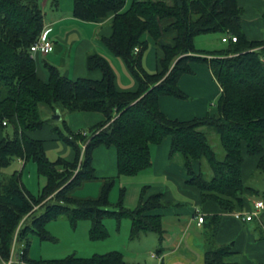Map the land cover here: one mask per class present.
<instances>
[{"label":"trees","instance_id":"obj_1","mask_svg":"<svg viewBox=\"0 0 264 264\" xmlns=\"http://www.w3.org/2000/svg\"><path fill=\"white\" fill-rule=\"evenodd\" d=\"M41 0H0V129L12 126V135L0 137V169L15 158L33 160L38 174L46 178L39 195L23 184L22 171L9 176L0 173V259L10 264H135L121 251L89 257L34 259L30 256L31 234L41 240H54L48 231L50 221L66 216L73 226L90 220V237L105 239L109 231L105 218L131 220V238L149 231L164 239L163 217L152 213L171 204L163 192L146 196L143 186L138 204L128 207L127 186H120L117 202L111 192L122 175L133 176L150 168L152 145L171 137L170 156L183 157L188 178L185 184L195 188L201 201L217 204L222 212L243 210L247 198L257 190L246 184L247 158L257 159L264 168V39H250L243 27V8L238 0H74L73 15L84 21H97L114 13L112 33L103 42L121 57L137 82L134 90H120L109 61L93 52L87 56L90 70L102 71L100 79H72L47 63L49 77L37 71L30 46L44 28ZM59 0H53L57 5ZM229 32L227 48L208 51L196 47L198 35ZM145 33L156 41L158 69L148 70L144 56L149 48ZM173 35L169 41L166 35ZM136 47L139 50L136 51ZM206 62L222 91L215 106L219 116L207 114L189 120L169 117L159 105L160 97L171 95L186 99L178 81L193 73L191 64ZM53 114L60 112L63 128L52 127L58 139L74 151L69 160H51L45 140L31 134L47 125L40 104ZM98 111L105 119L87 130H73L65 114ZM218 134L226 154L220 159L209 141V131ZM105 145L117 149L118 175L103 178L96 197H78L74 192L85 182L98 179L93 164L94 151ZM206 159L212 177L193 167L195 160ZM43 208L41 213L38 209ZM221 213L208 217L204 230L205 264H236L226 261L234 253V243H218L216 236ZM21 251L12 260L14 245ZM162 248L158 250L161 252Z\"/></svg>","mask_w":264,"mask_h":264},{"label":"crops","instance_id":"obj_2","mask_svg":"<svg viewBox=\"0 0 264 264\" xmlns=\"http://www.w3.org/2000/svg\"><path fill=\"white\" fill-rule=\"evenodd\" d=\"M255 4H264V0H252ZM132 0H127L125 9L131 5ZM239 3V0H238ZM42 10L44 12V26L50 28L48 36L54 41L55 47L51 53L54 55L45 62L57 66L61 72L72 79L79 77H88L100 79L102 71L99 69L90 70L87 65V56L96 52L105 57L112 66L116 75V85L120 90H134L137 88V82L134 76L128 70L124 60L108 51V47L103 42V37H108L112 33L111 22L114 13L97 21H84L73 15L74 0H59L54 5L53 0H41ZM240 6V5H239ZM52 11L47 15L46 10ZM48 16V17H47ZM244 30L250 39H264V20H255L250 23L242 19ZM167 40H171L173 35H166ZM143 40H148L149 51L144 56V65L150 71L158 69L157 55L160 53L156 41L145 33ZM51 53L35 56L37 71L41 78L47 80L49 77L48 69H44L41 64V55L49 56ZM193 73L183 74L178 86L187 95L188 98L181 99L171 95L160 97V108L171 118L180 120H189L194 117H202L210 114L219 116L218 109L212 108L214 101L221 94L222 88L219 82L214 78L210 66L206 62H194L191 64ZM47 68V67H46ZM119 72V73H118ZM103 113L98 111H76L68 115V124L73 130H83L86 125H95L104 120ZM50 128L45 125L43 129L33 132L31 135L35 138L45 140L46 131ZM0 129V137L3 136ZM52 141H57L58 137L52 132L49 134ZM171 137L156 146V155L150 169L141 171L133 175V179L140 176H152L142 179L140 182L141 190L147 186L146 196L163 192L166 198L174 203L173 207L162 208L152 211V213L161 214L163 217L164 239L162 251L158 254L161 261L159 264H205L204 260V230L208 226V217L213 213H221L222 219L217 232L218 243H234V253L226 258V261L236 264H264V208H262L257 217L250 221H243L234 216V212H222L220 207L213 202L201 201L199 192L185 184L188 177L187 169L184 166L180 155H176L174 160L168 163V157L171 149ZM59 147V144L55 142ZM72 149V148H71ZM69 151V150H68ZM59 152L67 154V159L74 158L73 149L67 152V148L60 149ZM93 164L96 168L98 179L85 182L78 188L74 194L78 197H96L100 193L103 178L117 176V149L114 146H99L93 154ZM25 167L26 161L19 159ZM198 160L193 162V167H197ZM257 159L247 158L244 168L256 166ZM153 169V172H149ZM3 169H0L2 174ZM126 176V175H123ZM101 181L98 186V193L91 195H81L79 191L89 183ZM123 186V185H122ZM125 186V185H124ZM140 190V193H141ZM128 194V191H127ZM257 197H254V196ZM140 194L138 197V201ZM127 200V195L125 202ZM263 200L264 195H250L247 198L244 210L254 209V201ZM196 209L205 216V221L199 224Z\"/></svg>","mask_w":264,"mask_h":264},{"label":"rangeland","instance_id":"obj_3","mask_svg":"<svg viewBox=\"0 0 264 264\" xmlns=\"http://www.w3.org/2000/svg\"><path fill=\"white\" fill-rule=\"evenodd\" d=\"M170 2L171 0H164ZM70 2V0H68ZM252 0H239V5L243 8V20L248 23L255 20H264V4H255ZM50 8H47V15L51 14ZM48 17V16H47ZM228 37V32H211L206 34L198 35L195 38L196 47L199 49H205L208 51L220 50L227 48L230 42H224L223 37ZM264 37V36H263ZM150 49L148 48L145 52V57ZM108 51L113 56L114 53L108 48ZM54 55L51 53L49 56L41 55V64L44 69L45 62ZM119 73V72H118ZM72 78V76H71ZM218 98L214 101L212 108L217 109L215 103ZM40 110L42 117L46 119L47 126L50 128L45 136L46 141V152L51 160H56L58 157H67V154H61L59 148H67V152L71 149L65 142L58 139L57 141H52L49 138L52 127L59 126L63 128L62 118H55V114L51 112L49 107L42 103L40 104ZM68 115L65 114V117ZM90 125H86L83 130H87ZM12 126L8 125L4 127L3 135H12ZM209 141L213 149L217 153L220 159L225 157V150L221 145L220 138L216 132L213 130L209 131ZM55 142L59 144V147L55 145ZM156 146L152 145V160L155 159ZM69 150V151H68ZM175 154L168 157V163L174 160ZM183 160V157L180 155ZM184 163V160H183ZM185 166V165H184ZM152 167V166H151ZM150 167V168H151ZM197 167L201 170L207 179L212 177V170L206 159L198 161ZM148 168V169H150ZM2 176H9L15 171H22V182L25 187L33 194L39 195L41 189L46 183V178L38 174L37 164L33 160L26 161L24 167L23 163L19 159L15 158L8 166L2 168ZM147 169V170H148ZM149 172H153V169ZM244 179L247 185L255 188L259 196L264 195V168L256 166H247L244 168ZM152 176H140L138 179H133L132 176H121L119 181L114 186L111 192V201L117 202L119 198V188L122 185L127 186L128 194L126 205L128 207H135L138 204V197L140 194L141 187L140 182L142 179H146ZM188 178V177H187ZM101 181L89 183L86 187L81 189L78 193L81 195H91L98 193V186ZM254 197H257L256 195ZM174 203H171L165 208L173 207ZM43 208L38 209V213H41ZM107 229L109 231V236L105 239L93 240L90 237V220H80L76 226H73L70 220L66 216H61L56 220L50 221L47 225L48 231L55 237L54 240H41L37 234H31V247L30 256L34 259H53V258H64L71 254H76L78 256L89 257L94 254H104L110 251H121L124 254V258L135 264H159L158 259L152 257V253H158V250L164 247V244L160 242L159 235L155 232L149 231L148 233H142L138 238H131V220L129 218H123L120 222L115 218H105L104 220ZM21 251V245L16 243L14 245L12 260L17 262V255ZM18 263V262H17ZM0 264H8L0 259Z\"/></svg>","mask_w":264,"mask_h":264},{"label":"built area","instance_id":"obj_4","mask_svg":"<svg viewBox=\"0 0 264 264\" xmlns=\"http://www.w3.org/2000/svg\"><path fill=\"white\" fill-rule=\"evenodd\" d=\"M50 32V28L44 26L42 29L39 37L37 40L30 46L31 54L35 57L37 54H49L54 50L55 43L54 41L48 36V33ZM228 37H223L222 40L224 42H228L230 39L233 41H236L237 37L229 33ZM139 50V47H136V51ZM264 208V201L263 200H256L254 201V209L251 211L246 210H235L234 216L237 219L243 220V221H250L254 217H257L259 215L260 210ZM196 215L199 224H202L205 221V216L200 213L199 209H196ZM152 257L157 258L158 261H161L160 256L157 253H152ZM10 264V262L8 263Z\"/></svg>","mask_w":264,"mask_h":264},{"label":"water","instance_id":"obj_5","mask_svg":"<svg viewBox=\"0 0 264 264\" xmlns=\"http://www.w3.org/2000/svg\"><path fill=\"white\" fill-rule=\"evenodd\" d=\"M178 1H179V3H182V0H178ZM55 118L61 119V113L57 112L56 115H55Z\"/></svg>","mask_w":264,"mask_h":264}]
</instances>
